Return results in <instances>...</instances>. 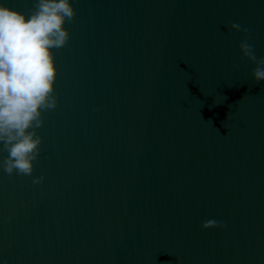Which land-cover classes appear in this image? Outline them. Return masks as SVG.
I'll list each match as a JSON object with an SVG mask.
<instances>
[{
  "label": "water",
  "instance_id": "obj_1",
  "mask_svg": "<svg viewBox=\"0 0 264 264\" xmlns=\"http://www.w3.org/2000/svg\"><path fill=\"white\" fill-rule=\"evenodd\" d=\"M73 3L34 172L0 167V264H264V0Z\"/></svg>",
  "mask_w": 264,
  "mask_h": 264
},
{
  "label": "clouds",
  "instance_id": "obj_2",
  "mask_svg": "<svg viewBox=\"0 0 264 264\" xmlns=\"http://www.w3.org/2000/svg\"><path fill=\"white\" fill-rule=\"evenodd\" d=\"M76 16L73 0H36L30 14L0 0V147L7 152L0 167L9 175L34 172L43 143L37 129L44 124V112L58 106L55 52L70 41L67 24ZM232 27L242 30L238 24ZM240 48L257 65L254 79L264 81V58L257 60L247 40Z\"/></svg>",
  "mask_w": 264,
  "mask_h": 264
}]
</instances>
